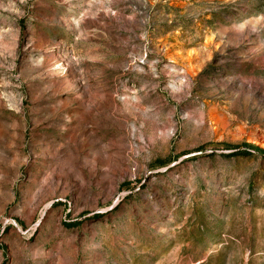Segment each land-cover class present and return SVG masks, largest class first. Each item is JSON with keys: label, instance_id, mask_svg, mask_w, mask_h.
Segmentation results:
<instances>
[{"label": "rangeland", "instance_id": "1", "mask_svg": "<svg viewBox=\"0 0 264 264\" xmlns=\"http://www.w3.org/2000/svg\"><path fill=\"white\" fill-rule=\"evenodd\" d=\"M245 144L264 0H0V264H264Z\"/></svg>", "mask_w": 264, "mask_h": 264}, {"label": "trees", "instance_id": "2", "mask_svg": "<svg viewBox=\"0 0 264 264\" xmlns=\"http://www.w3.org/2000/svg\"><path fill=\"white\" fill-rule=\"evenodd\" d=\"M246 147H248L249 149H251L252 151H254L257 155H264V150H262L261 148L254 146L252 144H245ZM237 148V147H235ZM252 153L248 150H238L234 153V155H251Z\"/></svg>", "mask_w": 264, "mask_h": 264}]
</instances>
